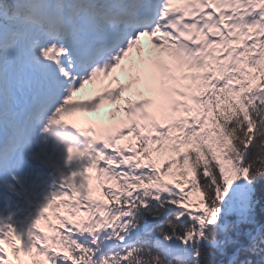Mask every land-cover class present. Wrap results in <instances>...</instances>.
Instances as JSON below:
<instances>
[{"label":"snow or ice","instance_id":"6c2138e0","mask_svg":"<svg viewBox=\"0 0 264 264\" xmlns=\"http://www.w3.org/2000/svg\"><path fill=\"white\" fill-rule=\"evenodd\" d=\"M0 264H264V0H0Z\"/></svg>","mask_w":264,"mask_h":264},{"label":"rangeland","instance_id":"374dc122","mask_svg":"<svg viewBox=\"0 0 264 264\" xmlns=\"http://www.w3.org/2000/svg\"><path fill=\"white\" fill-rule=\"evenodd\" d=\"M102 117L105 121H111L113 119H115V117H113V115L107 110V112H104V110H102Z\"/></svg>","mask_w":264,"mask_h":264},{"label":"bare ground","instance_id":"6f19581e","mask_svg":"<svg viewBox=\"0 0 264 264\" xmlns=\"http://www.w3.org/2000/svg\"><path fill=\"white\" fill-rule=\"evenodd\" d=\"M104 111L106 112V109Z\"/></svg>","mask_w":264,"mask_h":264}]
</instances>
